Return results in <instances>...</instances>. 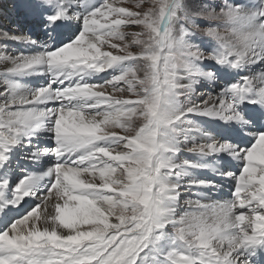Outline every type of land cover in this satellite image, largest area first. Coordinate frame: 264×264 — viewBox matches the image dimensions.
Instances as JSON below:
<instances>
[{"label":"snow or ice","instance_id":"snow-or-ice-1","mask_svg":"<svg viewBox=\"0 0 264 264\" xmlns=\"http://www.w3.org/2000/svg\"><path fill=\"white\" fill-rule=\"evenodd\" d=\"M15 6L0 264H264V0Z\"/></svg>","mask_w":264,"mask_h":264},{"label":"rangeland","instance_id":"rangeland-1","mask_svg":"<svg viewBox=\"0 0 264 264\" xmlns=\"http://www.w3.org/2000/svg\"><path fill=\"white\" fill-rule=\"evenodd\" d=\"M8 3L9 4H6L3 7L4 3H3V1L0 0V5H1L2 10H3L1 13L2 22L0 23V28H4V29H12L13 26L11 24H9L10 20L15 19L16 17H18L21 14L15 6L17 3V0H8ZM5 23H6V25H5ZM4 25H5V27H4ZM24 25H25L26 29L29 28V25L27 24V22H24Z\"/></svg>","mask_w":264,"mask_h":264},{"label":"bare ground","instance_id":"bare-ground-1","mask_svg":"<svg viewBox=\"0 0 264 264\" xmlns=\"http://www.w3.org/2000/svg\"><path fill=\"white\" fill-rule=\"evenodd\" d=\"M1 1H3V7H4V5H6V4H9L8 3V0H1ZM7 2V3H6ZM2 7H1V5H0V23L2 22V17H1V13H2ZM20 17V18H19ZM24 22H26L25 21V19L23 18V15L22 14H20L18 17H16L15 19H13V20H10V22H9V24H11L13 27H12V29L11 30H13V31H20V32H25V31H27L28 29H26V27H25V25H24ZM5 25H6V23H5ZM5 25H4V27H5Z\"/></svg>","mask_w":264,"mask_h":264}]
</instances>
